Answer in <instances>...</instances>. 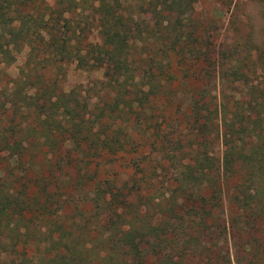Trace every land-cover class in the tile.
I'll list each match as a JSON object with an SVG mask.
<instances>
[{"label": "trees", "instance_id": "trees-1", "mask_svg": "<svg viewBox=\"0 0 264 264\" xmlns=\"http://www.w3.org/2000/svg\"><path fill=\"white\" fill-rule=\"evenodd\" d=\"M194 2L0 0V264H233L264 232V26L214 42Z\"/></svg>", "mask_w": 264, "mask_h": 264}, {"label": "rangeland", "instance_id": "rangeland-1", "mask_svg": "<svg viewBox=\"0 0 264 264\" xmlns=\"http://www.w3.org/2000/svg\"><path fill=\"white\" fill-rule=\"evenodd\" d=\"M176 7V27L183 28L184 31L196 28L202 34L211 33L214 42L225 39L227 35L235 36L239 32L248 31L251 28L249 24H252L258 31L264 26V0H195L191 6L180 3ZM247 17H250L251 21H248ZM241 19L244 20L242 23L239 22ZM21 65L22 59H19L10 66L8 69L10 75L5 76L3 81L6 82L9 78L16 77ZM102 74V70L88 72L71 65L67 85L73 87L83 83L85 88L88 87L91 94L96 96L97 88H94L92 83L96 79H101ZM88 81L90 82L88 83ZM252 235V238L244 236L230 241L233 264H244L242 260L239 262L236 259V243L242 244L241 249L246 244L248 250H258V256L253 257L254 264H264V232L261 234L253 232ZM246 256L249 259L252 255L246 254Z\"/></svg>", "mask_w": 264, "mask_h": 264}]
</instances>
